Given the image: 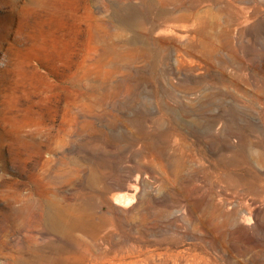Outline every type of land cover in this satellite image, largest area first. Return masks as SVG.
<instances>
[{
    "label": "rangeland",
    "instance_id": "374dc122",
    "mask_svg": "<svg viewBox=\"0 0 264 264\" xmlns=\"http://www.w3.org/2000/svg\"><path fill=\"white\" fill-rule=\"evenodd\" d=\"M0 264H264V0H0Z\"/></svg>",
    "mask_w": 264,
    "mask_h": 264
},
{
    "label": "bare ground",
    "instance_id": "6f19581e",
    "mask_svg": "<svg viewBox=\"0 0 264 264\" xmlns=\"http://www.w3.org/2000/svg\"><path fill=\"white\" fill-rule=\"evenodd\" d=\"M49 215H50L51 218L53 217V214L52 213L51 214L49 213Z\"/></svg>",
    "mask_w": 264,
    "mask_h": 264
}]
</instances>
